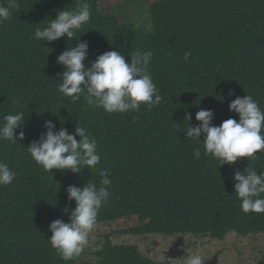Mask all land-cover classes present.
Listing matches in <instances>:
<instances>
[{"label":"trees","instance_id":"obj_1","mask_svg":"<svg viewBox=\"0 0 264 264\" xmlns=\"http://www.w3.org/2000/svg\"><path fill=\"white\" fill-rule=\"evenodd\" d=\"M78 2L18 0L19 8L0 23V124L6 114L25 115L24 138L0 141V162L16 173L11 184L0 186V264H184L193 253L205 257L204 264H264V213L241 211L232 179L248 166L264 170V153L255 161L238 158L216 167L203 155V141L184 135L199 123L195 113L201 109L212 110L213 125L238 120L228 109L236 96L251 95L264 111V0H148L149 31L89 0L91 19L78 39H34L36 28ZM0 5L7 7L8 0ZM80 41L89 45L85 66L110 50L126 62L151 50L149 70L161 103L121 114L62 96L63 67L56 58ZM185 51L191 52L188 62ZM45 120L69 133L77 124L84 127L97 141L100 164L79 174L37 165L27 147L45 131ZM101 168L112 195L89 236L100 247L93 261L61 260L48 241V225L68 221L64 209L75 202L67 199V187L99 186ZM205 239L214 246L212 255ZM159 240L169 250L148 254L146 247Z\"/></svg>","mask_w":264,"mask_h":264},{"label":"clouds","instance_id":"obj_2","mask_svg":"<svg viewBox=\"0 0 264 264\" xmlns=\"http://www.w3.org/2000/svg\"><path fill=\"white\" fill-rule=\"evenodd\" d=\"M17 8L18 0H8L7 7L0 5V23L8 21L12 10ZM90 19L89 0H79L75 8L57 11L47 26L36 28L34 39L47 42L61 37L71 41L78 39L77 34L85 32L81 29ZM88 48L87 41H80L57 56V63L63 67L58 84L62 96L69 97L72 103L83 98L90 107L121 114L138 111L141 105L150 111L161 103L162 97L149 70L153 57L151 50L130 55V62H126L120 52L110 50L99 54L89 66H85ZM190 56L191 52L185 51L184 61L188 62ZM228 109L238 114V120L230 117L218 126L213 125L212 110L201 109L195 113L199 123L188 126L184 133L194 141H203V155L211 156L216 167L233 164L238 158L255 161L257 153H264V111L257 101L251 95L236 96L229 102ZM24 118L23 112L4 115L0 124V141L15 144L22 140L25 135ZM190 119L187 116V121ZM42 127L45 131L30 142L27 151L46 172L57 169L79 174L84 168L95 169L100 164L97 141L84 127L77 124L74 133H69L64 127L54 130L52 120H45ZM202 134L203 140L200 139ZM75 136H79V140ZM193 156L200 158L199 148L193 151ZM99 175V186L93 182H86L83 186L69 185L67 199L74 201L75 207L64 209L68 221L54 219L48 225L51 232L48 241L61 260L69 261L81 255L96 226L100 209L112 195L107 170L101 168ZM15 178L16 173L6 163L0 162V186L11 184ZM232 179L241 211L245 214L264 213V170L258 172L248 166L243 171H234ZM204 259L193 253L185 256L184 264H204Z\"/></svg>","mask_w":264,"mask_h":264},{"label":"rangeland","instance_id":"obj_3","mask_svg":"<svg viewBox=\"0 0 264 264\" xmlns=\"http://www.w3.org/2000/svg\"><path fill=\"white\" fill-rule=\"evenodd\" d=\"M98 3L102 11L113 13L120 21L124 23H134L146 31L151 30L148 0H98ZM98 241L96 238H90L80 257L84 260L93 261L92 252L100 247ZM204 246V249L212 255L214 248L213 244L205 239ZM169 248V243L159 240L147 246L146 251L148 254L157 257L164 256L162 254L164 251L169 250ZM177 251H181L180 244L176 247L175 252Z\"/></svg>","mask_w":264,"mask_h":264}]
</instances>
